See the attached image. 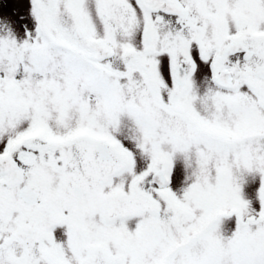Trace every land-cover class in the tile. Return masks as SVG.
I'll return each instance as SVG.
<instances>
[{"label":"snow or ice","instance_id":"6c2138e0","mask_svg":"<svg viewBox=\"0 0 264 264\" xmlns=\"http://www.w3.org/2000/svg\"><path fill=\"white\" fill-rule=\"evenodd\" d=\"M0 264H264V0H0Z\"/></svg>","mask_w":264,"mask_h":264}]
</instances>
